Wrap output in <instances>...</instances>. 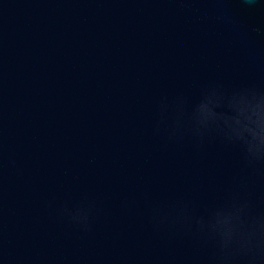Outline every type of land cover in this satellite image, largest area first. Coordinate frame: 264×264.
<instances>
[{"label":"water","instance_id":"obj_1","mask_svg":"<svg viewBox=\"0 0 264 264\" xmlns=\"http://www.w3.org/2000/svg\"><path fill=\"white\" fill-rule=\"evenodd\" d=\"M0 264H264V0H0Z\"/></svg>","mask_w":264,"mask_h":264}]
</instances>
